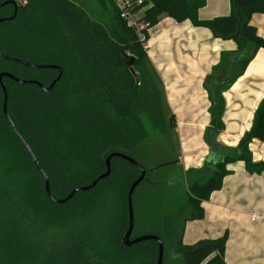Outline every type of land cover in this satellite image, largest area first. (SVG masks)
<instances>
[{
  "label": "trees",
  "instance_id": "obj_1",
  "mask_svg": "<svg viewBox=\"0 0 264 264\" xmlns=\"http://www.w3.org/2000/svg\"><path fill=\"white\" fill-rule=\"evenodd\" d=\"M6 2L0 0V5ZM107 2L101 20H93L72 0H27L11 20L0 24V53L33 65L56 66L62 76L48 94L35 85L6 78L2 82L7 114L46 175L54 199L90 185L105 173L107 157L118 153L146 171L132 195L134 205L139 189L154 187L148 178L163 168L144 167L136 158L139 147L148 128L160 134L172 130L174 116L146 55L147 30H141V41ZM229 3L228 16L201 21L198 11L206 0H150L142 7L140 21L147 29L162 18L189 21L210 30L215 39L233 41L236 52L229 68L238 71L232 77V70L227 73L229 86L264 50V38L250 24L252 15H264V0ZM7 11L11 15L10 8L1 7L0 16ZM127 54L135 59L131 68L124 63ZM4 72L44 87L58 75L0 59V74ZM210 103L209 128L220 133L225 107L220 89L212 91ZM2 104L0 89V264H156V242L125 247L122 241L128 226L127 195L139 170L113 158L110 175L95 188L56 204L46 196L43 175L4 118ZM252 139L264 143V99L238 146L220 151L219 161L195 172L196 179L183 185V202L161 213L144 234L161 240L162 264L177 258L182 264H226V234L194 246H184L182 237L187 222L203 219L201 204L221 188L227 165L241 161L249 174L264 173V162L251 160ZM191 173L181 174L187 178Z\"/></svg>",
  "mask_w": 264,
  "mask_h": 264
},
{
  "label": "crops",
  "instance_id": "obj_2",
  "mask_svg": "<svg viewBox=\"0 0 264 264\" xmlns=\"http://www.w3.org/2000/svg\"><path fill=\"white\" fill-rule=\"evenodd\" d=\"M229 12V0H206L198 18L207 21L226 17ZM250 24L264 38V15H252ZM148 35L147 58L165 86L167 105L182 132V172L199 171L207 162L220 160L221 148H236L250 130L255 111L264 99V50L256 53L229 86L227 74L223 76L219 86L225 104L224 129L220 132L222 139L215 140L220 148L210 154L203 138L205 129L210 127L209 98L213 90L211 86L204 87V83L224 60L230 65L235 43L215 39L210 30L195 27L189 21L176 23L170 18H162ZM248 148L253 163L264 162V143L252 139ZM226 170L228 175L221 188L201 204L203 219L186 223L182 244L194 246L226 234V264H264V173L249 174L241 161L227 165Z\"/></svg>",
  "mask_w": 264,
  "mask_h": 264
},
{
  "label": "rangeland",
  "instance_id": "obj_3",
  "mask_svg": "<svg viewBox=\"0 0 264 264\" xmlns=\"http://www.w3.org/2000/svg\"><path fill=\"white\" fill-rule=\"evenodd\" d=\"M22 1V0H20ZM77 6L82 8L93 20H101L100 15L104 9L109 8L107 0H72ZM144 24V23H143ZM149 30H147L148 33ZM146 48V42L144 45ZM147 55V54H146ZM126 56H131L127 54ZM233 70L231 73L230 71ZM215 74L206 79L204 87L211 86L212 90H217L221 87V82L225 73H230L233 76L238 69L229 68L228 63L224 60L223 63L214 69ZM160 76H158L159 78ZM159 81L164 89V84ZM165 95V94H164ZM166 98V95H165ZM210 100V98H209ZM167 103V102H166ZM168 106V105H167ZM174 107V106H173ZM169 111L172 113L170 107ZM173 114V113H172ZM174 116V114H173ZM182 132L176 125L174 117V128L167 131L165 134H160L155 130L148 128V136L139 147L136 158L147 169L163 166L155 177H149L150 182L154 187L142 186L135 197L133 206L135 229L131 238L143 236L147 230L151 229L155 221L159 220L161 213L178 207L183 202V185L189 184L195 180L194 174L198 171H192L190 177L184 178L181 164L180 143ZM204 134V133H203ZM204 141L210 147V154L215 149L220 147L215 144L216 139H222L220 133L214 132L210 128L205 129ZM225 143V141H223ZM227 147V146H226ZM221 148L222 152L229 151L233 148ZM203 151H200L199 156H202ZM208 162L206 166H209ZM202 170V169H201ZM154 218V219H153ZM164 264H182L180 258L167 259Z\"/></svg>",
  "mask_w": 264,
  "mask_h": 264
},
{
  "label": "water",
  "instance_id": "obj_4",
  "mask_svg": "<svg viewBox=\"0 0 264 264\" xmlns=\"http://www.w3.org/2000/svg\"><path fill=\"white\" fill-rule=\"evenodd\" d=\"M6 4V3H5ZM5 4L0 5V7L4 6ZM0 59L4 60V61H8L26 68H30L33 70H54L58 72L57 77L55 78V80L52 81V83L48 86V87H44L43 85H41L39 82L36 81H25V80H20L15 78L13 75L9 74V73H1L0 74V89L3 95V104H2V113L4 118L7 120L9 126L11 127L12 131L14 132V134L16 135L17 138H19V140L22 142V144L25 146L28 154L30 155L34 165L36 166L37 170L43 175L44 178V190H45V194L46 196L54 203L56 204H64L68 201H70L77 193L79 192H86L89 190H92L93 188L96 187V185L104 180L105 178H107L110 175V161L113 158H121L125 161H127L128 163H130L132 166L136 167L139 172H140V176L132 183V185L129 188L128 191V195H127V207H128V226H127V231L123 236V245L125 247H132L135 246L137 244H140L142 242L145 241H154L157 243L158 245V257H157V262L156 264H162L163 261V256H164V247L163 244L161 242L160 239H158L156 236L153 235H144V236H140L137 238H131L132 237V232H133V227H134V214H133V208H132V195L134 193V191L136 190V188L140 185V183L143 181V179L145 178L146 175V171L145 169L139 165L138 163H136L134 160H132L129 157H126L124 155L118 154V153H112L110 154L105 162V168L106 171L105 173H103L102 175H100L98 178H96V180H94L90 185L85 186V187H81V188H76L74 189L66 198L61 199V200H57L54 199L51 196L50 193V188H49V182L48 179L46 177V175L43 173L41 167L39 166L36 158L34 157L31 149L29 148V146L24 142V140L22 139V137L20 136V134L18 133V131L16 130V128L14 127L13 122L11 121L10 117L7 114V92L6 89L3 85V78L9 79L13 82H15L16 84L19 85H35L37 86L44 94H48L51 92V90L53 89L54 85L59 81V79L62 76V70L56 66L53 65H33V64H29L26 63L24 61H21L19 59L16 58H9V57H5L0 53ZM134 58L132 56H125L124 58V63L126 66L128 67H132L133 63H134Z\"/></svg>",
  "mask_w": 264,
  "mask_h": 264
},
{
  "label": "built area",
  "instance_id": "obj_5",
  "mask_svg": "<svg viewBox=\"0 0 264 264\" xmlns=\"http://www.w3.org/2000/svg\"><path fill=\"white\" fill-rule=\"evenodd\" d=\"M26 0H22L21 2H25ZM114 5L118 16L121 20H123L126 25L133 30H136V33L141 41L144 40V36L142 35L141 30H149L147 29V25L143 24L140 21L144 9L142 8L145 3L150 0H110Z\"/></svg>",
  "mask_w": 264,
  "mask_h": 264
},
{
  "label": "flooded vegetation",
  "instance_id": "obj_6",
  "mask_svg": "<svg viewBox=\"0 0 264 264\" xmlns=\"http://www.w3.org/2000/svg\"><path fill=\"white\" fill-rule=\"evenodd\" d=\"M26 3L27 0L25 2H21L20 0H9V2H6V4L4 3V7L10 8L12 13L10 15L9 11H7L4 12V14H1L0 24L3 23L4 20H11L16 15L17 11L20 10Z\"/></svg>",
  "mask_w": 264,
  "mask_h": 264
}]
</instances>
